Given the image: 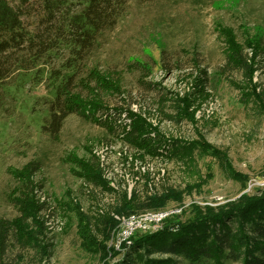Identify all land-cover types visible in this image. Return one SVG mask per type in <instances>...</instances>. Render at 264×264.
<instances>
[{
    "label": "rangeland",
    "instance_id": "rangeland-1",
    "mask_svg": "<svg viewBox=\"0 0 264 264\" xmlns=\"http://www.w3.org/2000/svg\"><path fill=\"white\" fill-rule=\"evenodd\" d=\"M37 13L23 17L27 28L36 27ZM232 46L252 59L250 77L222 72ZM35 71H15L0 88V217L20 216L16 199L28 178L35 206L25 223L34 238L25 247L14 241L6 264H118L123 252L106 256L100 248L121 246L116 215L126 216L125 197L133 212L181 208L177 215L185 220L197 206L216 209L244 193H262L264 0L130 2L77 80L85 95L98 88L94 74L110 79L98 96L105 108L124 110L120 117L114 112L112 129L95 120L105 118L102 110L90 118L70 114L56 134L43 129L51 92ZM177 104L187 105L194 120L170 119ZM128 111L168 140L202 138L214 154L180 158L171 155V142L159 155L146 154L123 140ZM154 198L163 206L150 208ZM110 217L117 222L112 230ZM176 264L191 263L177 258Z\"/></svg>",
    "mask_w": 264,
    "mask_h": 264
},
{
    "label": "trees",
    "instance_id": "trees-1",
    "mask_svg": "<svg viewBox=\"0 0 264 264\" xmlns=\"http://www.w3.org/2000/svg\"><path fill=\"white\" fill-rule=\"evenodd\" d=\"M34 1L36 6L33 0H0V88L15 71L26 74L36 68L34 76L38 78L37 82L47 83L51 92L43 129L56 134L70 114L90 118L101 110L105 118L101 116L95 120L112 129L109 121L113 120L114 112H118L120 117L124 110L105 108L98 96V88L109 86L110 79L107 81L104 75L94 74L98 88L91 87L89 94L84 95L77 89L78 76L102 33L118 23L130 2L147 0ZM34 7L39 10L38 21L31 30L23 17L35 13ZM51 60L59 65L50 67L53 65ZM252 63L242 48L232 46L222 72L238 70L250 77ZM186 106L177 104L176 115H170V119L179 122L187 117L193 121L194 115ZM125 115L130 121L124 124L123 140L143 149L146 154L159 155V148L169 142L171 155L179 154L180 158L214 154L202 138L189 142L168 140L145 117L133 111ZM154 130L156 134L149 137ZM83 168L90 171L87 164ZM90 175L93 179L92 172ZM29 181L28 178L16 199L20 216L14 219L0 217V264H6L14 241L25 247L34 238L25 228L30 211L35 207ZM94 182L106 186L98 177ZM261 192L256 196L244 193L237 200L216 209L208 205L205 208L197 206L185 220L177 214L171 215L160 230L136 231L130 237V243L122 242L117 249L99 247L100 251L106 256L123 252L118 264H176L177 258L191 264H264V189ZM132 204V198L125 197L121 210L127 212L126 215L136 213ZM163 204L154 198L149 206L159 208ZM106 223L111 230L117 224L112 217ZM84 226L83 236L88 237L90 228Z\"/></svg>",
    "mask_w": 264,
    "mask_h": 264
},
{
    "label": "built area",
    "instance_id": "built-area-1",
    "mask_svg": "<svg viewBox=\"0 0 264 264\" xmlns=\"http://www.w3.org/2000/svg\"><path fill=\"white\" fill-rule=\"evenodd\" d=\"M180 212L181 208H174L170 210L145 211L126 216L116 215V219L121 224V242L130 243L129 239L136 231H153L161 228L165 219Z\"/></svg>",
    "mask_w": 264,
    "mask_h": 264
}]
</instances>
